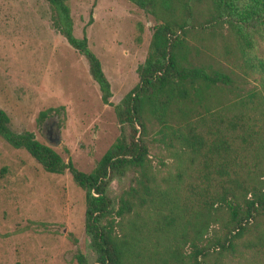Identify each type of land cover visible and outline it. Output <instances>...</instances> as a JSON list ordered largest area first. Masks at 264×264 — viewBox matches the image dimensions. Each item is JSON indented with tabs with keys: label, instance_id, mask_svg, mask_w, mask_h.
Listing matches in <instances>:
<instances>
[{
	"label": "trees",
	"instance_id": "1",
	"mask_svg": "<svg viewBox=\"0 0 264 264\" xmlns=\"http://www.w3.org/2000/svg\"><path fill=\"white\" fill-rule=\"evenodd\" d=\"M45 1L53 29L85 59L101 102L109 104L99 61L85 37L72 34L68 0ZM127 1L156 23L137 68L138 85L113 107L118 124L130 129L128 140L116 138L83 173L32 133L13 132L1 109L0 138L23 149L46 173L67 171L84 191V232L94 264H225L228 255L239 264H264V59L255 53V38L264 40V0ZM200 21L235 30L220 41L222 55L232 56L230 67L191 57L198 53L197 44L187 43L192 30L199 38L218 37ZM255 75L258 86L241 93ZM215 92L234 98L222 102ZM49 112H39L37 122ZM146 136L169 160L160 161L163 173L151 164ZM125 172L132 173V185L113 210L106 187L112 174Z\"/></svg>",
	"mask_w": 264,
	"mask_h": 264
},
{
	"label": "rangeland",
	"instance_id": "2",
	"mask_svg": "<svg viewBox=\"0 0 264 264\" xmlns=\"http://www.w3.org/2000/svg\"><path fill=\"white\" fill-rule=\"evenodd\" d=\"M68 6L73 36L85 37L109 84V104L101 102L85 59L53 29L45 0H0V109L13 132L32 133L64 162L89 173L116 138H129V127L118 124L113 107L138 85L137 68L156 23L127 0H68ZM200 24L204 31L216 30L218 37L199 38L190 30L187 43L198 45L191 57L230 67L232 56L222 55L220 41L235 30L227 23L213 28ZM255 39V53L264 59V40ZM258 78H250L241 93L258 86ZM215 95L226 103L234 98L232 92ZM45 110L51 112L38 123V113ZM151 138L142 139L152 166L163 173L160 161L169 160ZM132 179L131 172L111 175L105 195L113 210ZM84 208V191L67 171L46 173L23 149H13L0 138V264H94L96 255L84 232ZM227 258L225 264L240 262Z\"/></svg>",
	"mask_w": 264,
	"mask_h": 264
},
{
	"label": "water",
	"instance_id": "3",
	"mask_svg": "<svg viewBox=\"0 0 264 264\" xmlns=\"http://www.w3.org/2000/svg\"><path fill=\"white\" fill-rule=\"evenodd\" d=\"M55 144H58V141H56Z\"/></svg>",
	"mask_w": 264,
	"mask_h": 264
}]
</instances>
